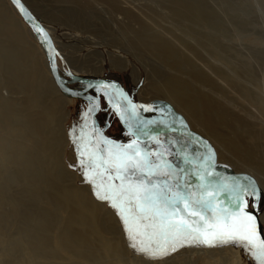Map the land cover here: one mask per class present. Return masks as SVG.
I'll use <instances>...</instances> for the list:
<instances>
[{"label": "rangeland", "instance_id": "374dc122", "mask_svg": "<svg viewBox=\"0 0 264 264\" xmlns=\"http://www.w3.org/2000/svg\"><path fill=\"white\" fill-rule=\"evenodd\" d=\"M80 1L79 9L86 10L88 21H84L85 25L83 23L76 25L64 17L65 14H61L69 5L63 6L51 0H38L41 9L54 16L53 21V18L50 20L49 17L48 19L43 17L41 20L48 26L63 58L67 57L73 65L75 63L77 70L80 68L79 72L71 67L70 69L80 77L119 81L127 89L135 105L150 106L153 109L144 111L142 107L136 108L137 119L157 122L149 127H166L160 121L173 119L175 125L183 121L184 125L190 126L187 117L162 96L163 94L166 96V92L162 90L164 81L171 78L170 75L176 77V72L166 66L161 57L153 56L142 48L138 39L139 23L128 20L122 13L124 6L131 11L134 8L132 12L136 15L138 13L137 16L142 17L149 28H152L151 31H156V34L170 41L176 49L178 47L179 54L189 56L201 71L212 74V78L219 86H226L224 88L227 91L229 106L233 110L235 108L234 111L251 124L249 129L251 133L244 140L245 147L249 149L256 147L258 157L255 164L245 163L243 156L235 158L234 162L241 169L252 170L259 178L249 173H239L231 162L219 160L216 168L218 178L222 182L230 183L247 177L255 182L261 193H264V0H204L222 25H225L224 32L211 28L205 21L194 16L187 7H183L187 18L193 19L196 30L212 35L220 44L221 48L214 52L199 44L190 35L186 25L172 17L170 6L159 0H117L120 6H123L120 8L121 11L111 9L103 0ZM8 3L0 1V5L11 18L13 16L15 22L19 21L20 31L26 42L33 45L37 49V54L41 55L38 60L40 69L47 73L40 44L31 38L27 24L21 18H17ZM180 41L191 46L194 52H188ZM9 54V43L0 35V130L4 134L7 132L6 127H19L22 122L11 118L6 126L4 116L7 109H11L12 112L19 111L22 117H31L38 121L43 119L44 109L52 103L45 97L42 105H32V102H29L33 88L30 84L22 82L21 77L28 75V69L23 63L14 64L15 56ZM211 69L224 71L228 84L213 74ZM47 75L50 76L49 71ZM182 76L189 79L187 72ZM216 78L221 80V83ZM151 86L153 89H150ZM74 87L82 88L84 85L75 84ZM110 91L108 87H98L90 92L93 96L101 98V110L97 115L98 124L109 137L121 142H132L134 137L126 127L128 125L126 110L121 99L113 94L119 99V103L114 101ZM143 98L152 99L149 102H142ZM89 108L85 101L69 100L65 110L68 114L67 120L62 122L60 119L62 115L57 114L40 137L39 144H35L31 139L16 140L17 143L36 150L40 160L34 162V170L38 175L39 173L47 175L45 182L41 183L42 191L36 201L33 200V193L35 186L40 184L36 174L25 172L21 163L14 159H5L4 150L0 147V264H150L135 254L129 246L123 222L116 210L106 202L98 200L92 186L83 178L73 135L79 140L83 134L86 144L93 138H98L93 137L91 132ZM122 115L124 119L121 118ZM222 134L228 135V132L224 131ZM158 139L170 149L167 159L180 169L190 166L176 154V148L182 147L188 155L196 159L204 155L202 147L183 134L162 135ZM142 146L144 147V144ZM147 147L155 150L157 145L151 140ZM190 179L195 182V177ZM49 182L54 187L48 185ZM76 188L83 190L101 206L99 228L96 233H89L88 245L63 242V233L73 206L61 209L53 202L57 193L64 189ZM226 199V196L223 197L221 202ZM248 210H254L260 216L264 215V198L258 210L249 199ZM36 215L40 218L48 216V222L46 220L41 227L28 219ZM74 230L78 234L85 231L83 227ZM41 238L45 240L42 247L37 246V241ZM109 241L117 243L120 253H114L110 249ZM240 250L246 254H239ZM156 264H256V262L243 247L228 244L217 247H184Z\"/></svg>", "mask_w": 264, "mask_h": 264}, {"label": "snow or ice", "instance_id": "6c2138e0", "mask_svg": "<svg viewBox=\"0 0 264 264\" xmlns=\"http://www.w3.org/2000/svg\"><path fill=\"white\" fill-rule=\"evenodd\" d=\"M14 3L32 19L21 0ZM36 31L46 36L38 26ZM90 103L89 113H93L98 101ZM137 107L153 110L128 100L126 111L130 109L135 114ZM154 123L157 122L136 119L135 131L130 128L135 139L126 145L116 144L100 133L87 144L83 134L79 140L73 135L84 180L98 200L116 210L134 253L156 264L184 247L232 244L243 247L256 264H264L261 223L248 210L249 199L259 209L264 193L247 177L222 182L215 173V153L210 146L206 145L207 152L199 159L182 147L176 148V154L190 166L184 169L167 159L170 149L157 136H151L157 145L155 150L147 147V141L141 147V135H150L146 129ZM160 123L175 130L174 119ZM180 123L186 127L183 121ZM190 177H195V182Z\"/></svg>", "mask_w": 264, "mask_h": 264}, {"label": "bare ground", "instance_id": "6f19581e", "mask_svg": "<svg viewBox=\"0 0 264 264\" xmlns=\"http://www.w3.org/2000/svg\"><path fill=\"white\" fill-rule=\"evenodd\" d=\"M0 1H3L5 3L9 2V0H0ZM51 1H54L56 3H61L63 6L65 4L69 5L68 7L69 9L65 7L67 9L64 10L61 14H65V16L64 15L63 16L67 17L69 21L74 22L76 25H81L82 23L84 24V21L85 22L88 21L85 12L86 10L79 9V7L81 6L80 0H51ZM103 1L106 2L105 4H107L111 9H116V10L119 9V11H121L120 8L123 7L122 5L120 6L117 0H103ZM159 1L170 6L172 17L177 21H179L181 24L186 25L185 27H187L190 35H192L193 38H195V40H197L199 44L207 48H210L213 52L221 48L220 44H218L215 41L212 35L203 34L200 33L198 30H196V27L193 24L194 23L193 19L192 20L188 19L185 12L183 11V7L185 6L187 7L188 10L191 11V13L194 16L205 21L211 28H214L219 32L221 31L224 32L225 25L224 24H223L224 26L222 25L220 19L216 16V14L212 11V9L207 5V3L204 0H159ZM23 2L40 19L41 18L43 19V17L45 19L46 18L48 19L49 17L51 20V18L54 17L49 15L46 11H43V9H41L38 0L36 1L23 0ZM8 4L9 7L12 9L13 13L17 16V18H21L20 15L17 13V11L14 9V7L11 5V3L9 2ZM122 9H123L122 13L126 16L128 20L139 23L140 30L138 33V39L140 41L139 43L142 46V48H145L147 53L153 56L161 57L164 64H166V66L172 68V70L176 72V75L174 74L176 77H172V75H170L171 78L166 79L164 81L162 90L166 92V96L165 94H163L162 96L166 97V99H168L171 103H173L175 107L187 117L190 123V127L194 131L198 132L199 134L203 135L204 137H206L211 141V143L214 145V147L217 150L219 162H225V161L231 162V165L239 173H249L258 177V175L252 172V170H249L247 168L241 169L237 167L234 162L235 158H240V156H243V160L245 161V163L255 164V161L258 157L256 153V147H254L253 149L252 148L249 149L245 147L244 140L251 133V132L249 133L251 124L244 119L245 117H242L241 115L236 113L234 111L235 108L233 110L229 106L227 101L228 95H227V91L225 90L226 86H224L225 88L219 86L218 83L212 78L213 76L212 74L211 76L208 73L201 71L198 68V66L194 63V60L189 58V56L187 55L183 56L184 54L183 55L179 54L177 50L178 47L176 49L170 41L163 38L159 34H156L157 33L156 31H155L156 33L153 32V30L151 31L152 28L151 29L149 28V25L143 19H141L142 17L140 18V16H137L138 13L136 15L134 12H132L134 11V8L132 9V11L130 9L125 8V6ZM57 18H55V20ZM13 19H14L13 16L11 18V16L6 12V10H4L0 5V35L6 38V41L9 43V50H10L9 55L12 57L15 56L14 57L15 61L13 63L16 65L23 63L24 65H26L28 69V75L26 76L21 75L22 82H25L26 84H30V87L33 88V90H31L33 94L31 95L30 101L29 100L28 101L32 102L31 103L32 105L33 104L38 105L44 103L43 99L45 97L46 99L51 100L52 103L51 105H49L44 109L43 119L38 121L32 119L31 117H27V118L24 116L22 117L21 116L22 114L19 111L13 110L14 112H12L11 109H7L8 111L6 113V116H4V121L6 122V126H8L7 125L8 121L11 120V118L15 120H20L22 122L19 127H6L7 132L5 134L3 133V131L0 130V147L2 150H4L3 155L5 159L8 158H10L11 160L14 159L17 162L21 163V165L24 167L23 169L25 170V172H32L36 174L37 181L40 182V184L38 183L35 186V190L33 193V200L36 201L40 197L42 191L41 183L45 182V180L47 179V175L42 173H39L38 175V172L34 170L33 167L34 162L36 160H40L36 150H34L33 148H27L23 144L17 143L16 140L31 139L32 141H34L35 144H39L40 137L48 129L49 124L52 123V121L57 116V114L62 115V117L60 118L62 122H64V120L68 118V114L65 113L66 105L68 106L69 100H75V99H71L64 96L55 86L52 77H50L51 74L50 76L47 75L49 68L46 57L44 59L45 54L43 52L41 45H40V49L44 54L42 56L43 64L47 70V73H45L42 69H40V63L38 60L40 59L41 55L37 54L36 52L37 49H35L33 45L28 44L26 42L22 32L20 31L21 26L19 21L16 20L17 22H15ZM53 20L54 18L52 19V21ZM65 23L67 24V22ZM47 27L48 26H46V28ZM47 29L49 30V28ZM27 31L31 36V38L34 41L38 42L37 38L35 37V35L30 30L29 27ZM85 32L87 33L86 30ZM180 43L184 48H186L188 52H194L191 46H189L187 43L183 41H180ZM175 46H177V44ZM62 57L64 56L62 55ZM68 60L67 57L63 58L64 62L58 59V65L62 75L66 79H69L66 76V74L67 75L73 74L75 76H79L76 75L72 71V69H70V67L73 68L76 72H79L80 68L77 70L74 66L75 63L73 65V62L71 60L69 61ZM211 70L213 71V74L219 76V78L221 77V79H223L225 83L228 84L229 81L227 80V77L223 73L224 71L221 72L216 69L214 70L211 69ZM186 72L189 74V79H185L182 76ZM217 81L220 82L221 80L219 81L218 79ZM151 88L152 86L150 87V89ZM113 94L117 98L124 101L123 95L121 93L114 92ZM242 95L245 96L244 94ZM151 99L152 98H147V99L143 98L142 102L143 101L149 102ZM134 113L135 114L133 115H134V123H135L137 119L136 109L134 110ZM224 131H227L228 135L225 134L223 135L222 133ZM58 134H60V132ZM141 137H146V136L141 135ZM237 140H239V142ZM202 149L205 155L207 152V148L202 146ZM215 173L218 174L219 177V173L217 171ZM50 183L51 182H49L48 185L54 187V185ZM53 202L54 204L58 205V207L61 209L68 208L71 205L73 206L71 216L67 222L66 230L63 233V238H62L63 242H66L68 244L76 243V244L88 245L89 233L90 232L96 233L98 231L99 228L98 219L101 213L100 212L101 206L98 205L96 202H94V200H92V198L89 195H86L83 192V190H79V189L77 190V188L62 190L59 194L58 193L56 194L55 199H53ZM27 216L29 215L27 214ZM47 218L48 216H42L40 218L37 215L28 217V219L31 222L41 227H42L41 224H43L46 220L48 222L49 218L48 219ZM260 218H261V222L264 223V215H261ZM77 227H83L85 231L79 234L77 232L75 233L74 229ZM46 230L48 231V229ZM44 245H45L44 239L41 238L37 241V246L42 247ZM108 246L114 253H120V248L117 245V243L109 241ZM240 253L246 254L245 252H243V250H240L239 254Z\"/></svg>", "mask_w": 264, "mask_h": 264}, {"label": "water", "instance_id": "95a60500", "mask_svg": "<svg viewBox=\"0 0 264 264\" xmlns=\"http://www.w3.org/2000/svg\"><path fill=\"white\" fill-rule=\"evenodd\" d=\"M9 2L14 7V9L17 11V13L20 15V17L23 19V21L27 24V26L30 28V30L33 32V34L37 38L38 42L40 43V45L43 49V52L45 54L46 60H47V64H48V68H49L51 77H52L53 82H54L55 86L57 87V89L64 96H66L68 98L85 101L86 103L89 104L90 107H91L90 101L91 102H97L98 101L97 110L95 112L91 113V123H92L91 132H92L93 137H98L97 133H100V134H102L103 137H105L111 141H114L116 144L126 145L128 143H131V142L117 141V140L109 137L103 130H101V128L98 124V121H97V115H98L99 111L101 110V98L99 96H93L90 93L95 88L107 86L108 88L111 89L110 94L112 95V97L116 103H119V101L115 96H113V93L119 92L123 95L124 101L121 100V102H122L123 107L126 110L127 101L131 100V97H130L127 89L124 87V85H122L119 81L114 80V79L85 78V77L75 76L73 74L72 75L66 74V76L69 78V79H66L62 75L61 70H60L59 65H58V59H60L62 62H64L63 57H62L60 51L57 49V46H56V43H55L53 36L49 32V30L45 27L44 23L41 21V19H39L37 17V15H35L31 11V9L23 2V0H21V3L23 4L27 13L32 17L31 20H29L24 15V13H22L20 11L19 7L14 3V0H9ZM37 26L39 28L43 29V32L46 34L45 37H42L36 31ZM75 84H83L84 87L75 88L74 87ZM131 102H132V100H131ZM132 104H134V103L132 102ZM126 114H127V120H128V125H126V127L129 129V131H130V128L132 131H135L134 115H133L132 110H130V109L127 110ZM174 127H175V130H173V128H171V127H149L148 129H146V131H149L150 135H147L146 137H140L141 147H143L142 144H144L145 141L150 142L151 136H153V135L159 137L162 135L175 134V133L183 134V135L189 137L192 141L198 143L201 147L204 146L206 148V145L211 147V149L215 153V172H216V168L218 165V154H217L216 148L211 143V141L209 139H207L206 137H204L203 135L199 134L198 132L194 131L189 125H186V127H183L181 124H176V125H174ZM134 139H135V137H134ZM249 211H251L254 215H257V217L261 223V232H262V234H264L263 233V231H264L263 223L261 222L260 215L254 210H249Z\"/></svg>", "mask_w": 264, "mask_h": 264}, {"label": "crops", "instance_id": "0c3cea01", "mask_svg": "<svg viewBox=\"0 0 264 264\" xmlns=\"http://www.w3.org/2000/svg\"><path fill=\"white\" fill-rule=\"evenodd\" d=\"M40 19V18H39ZM42 21V20H41ZM43 22V21H42ZM45 25V24H44ZM46 27V26H45ZM55 43H56V41H55ZM56 45H57V49L59 48V46H58V44L56 43ZM59 51H60V48L58 49ZM61 52V51H60Z\"/></svg>", "mask_w": 264, "mask_h": 264}]
</instances>
